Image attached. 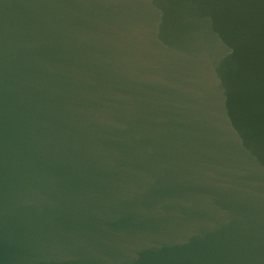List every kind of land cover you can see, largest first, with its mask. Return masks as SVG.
I'll use <instances>...</instances> for the list:
<instances>
[{
  "label": "water",
  "instance_id": "obj_1",
  "mask_svg": "<svg viewBox=\"0 0 264 264\" xmlns=\"http://www.w3.org/2000/svg\"><path fill=\"white\" fill-rule=\"evenodd\" d=\"M0 264H264V0H0Z\"/></svg>",
  "mask_w": 264,
  "mask_h": 264
}]
</instances>
